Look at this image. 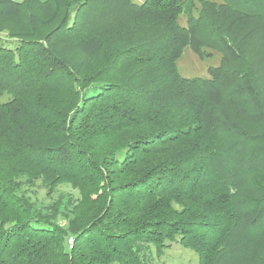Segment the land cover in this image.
Returning <instances> with one entry per match:
<instances>
[{"label":"trees","instance_id":"trees-1","mask_svg":"<svg viewBox=\"0 0 264 264\" xmlns=\"http://www.w3.org/2000/svg\"><path fill=\"white\" fill-rule=\"evenodd\" d=\"M187 45L220 63L182 75ZM39 178L77 195L40 204ZM175 243L264 264V0H0V264Z\"/></svg>","mask_w":264,"mask_h":264},{"label":"rangeland","instance_id":"rangeland-1","mask_svg":"<svg viewBox=\"0 0 264 264\" xmlns=\"http://www.w3.org/2000/svg\"><path fill=\"white\" fill-rule=\"evenodd\" d=\"M138 3L143 2L144 0H135ZM199 7V3H197ZM180 22L182 24H187V16L185 13L180 14ZM209 50V49H206ZM212 54L206 55L204 58H201L190 45H187L184 48L183 55L178 61L179 71L184 76H208L209 75V66L218 65L221 61L222 53L219 50H210ZM31 195L34 201H37L40 204H49L53 201L62 197L67 199V197L72 193L77 195V190L74 189L70 183L60 184L52 193H50L48 186L45 182L39 178L36 180L34 186H24ZM59 221L61 224L66 225L67 219L59 216ZM72 237V236H71ZM68 237V245L69 239ZM156 264H198V255L197 253L189 247H185L179 243H175L169 249H166L165 252L155 258Z\"/></svg>","mask_w":264,"mask_h":264},{"label":"built area","instance_id":"built-area-1","mask_svg":"<svg viewBox=\"0 0 264 264\" xmlns=\"http://www.w3.org/2000/svg\"><path fill=\"white\" fill-rule=\"evenodd\" d=\"M73 244V238L69 239V245L71 246Z\"/></svg>","mask_w":264,"mask_h":264}]
</instances>
